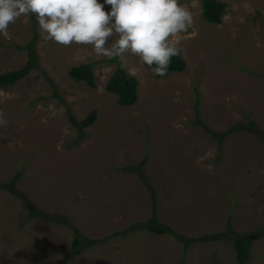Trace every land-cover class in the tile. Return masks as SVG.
Here are the masks:
<instances>
[{
    "label": "rangeland",
    "instance_id": "rangeland-1",
    "mask_svg": "<svg viewBox=\"0 0 264 264\" xmlns=\"http://www.w3.org/2000/svg\"><path fill=\"white\" fill-rule=\"evenodd\" d=\"M220 1L225 13L212 24L201 0H180L193 14L180 34L183 72L157 79L138 56L118 58L127 72L138 69L130 106L105 87L117 64L90 45L45 39L34 15L0 35V74L25 66L17 46L34 30L46 74L32 70L0 89V264H238L236 236L251 238L247 264H264V141L230 131L253 122L264 135V0ZM87 62L95 88L69 75ZM68 109L79 121L95 111L96 120L79 131ZM197 116L225 135L213 138ZM17 174V190L69 225L30 218L3 187ZM152 196L187 249L170 234L135 228L150 218ZM74 228L96 243L68 256Z\"/></svg>",
    "mask_w": 264,
    "mask_h": 264
},
{
    "label": "clouds",
    "instance_id": "clouds-1",
    "mask_svg": "<svg viewBox=\"0 0 264 264\" xmlns=\"http://www.w3.org/2000/svg\"><path fill=\"white\" fill-rule=\"evenodd\" d=\"M29 15L45 39L90 45L110 60L130 53L162 78L181 52L180 34L193 24L191 10L180 0H0V35L8 36L9 25ZM127 70L138 73L135 67Z\"/></svg>",
    "mask_w": 264,
    "mask_h": 264
},
{
    "label": "trees",
    "instance_id": "trees-1",
    "mask_svg": "<svg viewBox=\"0 0 264 264\" xmlns=\"http://www.w3.org/2000/svg\"><path fill=\"white\" fill-rule=\"evenodd\" d=\"M201 2H202L203 18L209 23L220 24L222 21V16L226 10V3L220 0H201ZM106 8L109 9L110 6H107ZM33 28L35 29V27ZM34 34H35L34 38L30 40L25 46H17L19 49L27 51L28 59L25 66L22 67L21 69L11 70L9 72L0 74V89H5L10 86H13L14 84L23 80L32 70L41 71V73H43L44 76L46 77L44 70L39 65L38 57L35 49L37 42V30H34ZM108 60H109L108 62L116 63L117 68L109 78L105 86L106 90L109 93H112L117 96L119 105L121 106L133 105L138 99V84H139L138 80L135 77L129 75V73L122 66H120L119 64L120 62L118 58L111 60L108 59ZM94 65L95 63L93 62H87L78 66H73L69 70V75L74 81L84 82L90 88H95L96 82L94 76ZM145 66L149 68V66L147 65ZM185 68H186V61L180 52L179 55L173 56L171 58V64L169 66L167 75L173 72H183ZM156 78L161 79L162 77L156 76ZM49 81L53 83L52 80ZM67 114L70 123L74 127H76L79 131L90 127L91 125L94 124L96 120L95 111H92L85 119L81 121L77 120L69 109L67 110ZM197 124L203 127L213 138H218L225 135L215 132L210 128H208L200 121L199 116H197ZM239 128L245 129L246 131H250L252 133H256L257 135H259L262 141H264V135H262L261 132L256 131L257 128L253 122H250L249 124L234 125L231 127L230 131L234 132ZM129 170H130L129 168L124 169V171H129ZM138 170L139 171L133 169L134 172H140V169ZM20 176H21L20 174H17L13 178L11 183L3 185V187L4 189L8 190L12 195L19 198L25 204L26 208L29 211V217L32 219L34 218L43 219L47 222H52V223L65 224L68 226L69 225L68 221L61 218L60 216H53L51 214L45 213L42 210H39L31 203V201L24 193H22L21 191L15 188V185L17 184ZM146 180L147 179L145 178L144 179L145 183L147 182ZM148 186L150 187L149 184ZM138 227H141L147 230L148 232L156 235H163L166 233L170 234L175 239H179L180 241H182L186 249L188 248L189 243L186 242L179 233L173 231L171 228H169L167 225L163 224L159 220L157 216L156 202L153 196H152L151 216L142 225L136 226L135 228ZM227 231L229 233L232 232L230 225H228ZM95 243L96 242L94 240H90L89 238L81 234V232L77 228H74L73 240L71 242V251L68 256L75 255L83 249L94 246ZM250 244H251V238L249 236H236L233 239L235 258L238 264H247L250 258Z\"/></svg>",
    "mask_w": 264,
    "mask_h": 264
}]
</instances>
